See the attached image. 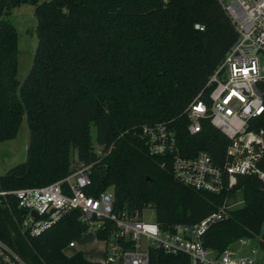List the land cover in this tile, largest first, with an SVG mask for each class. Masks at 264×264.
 I'll list each match as a JSON object with an SVG mask.
<instances>
[{
	"label": "trees",
	"instance_id": "1",
	"mask_svg": "<svg viewBox=\"0 0 264 264\" xmlns=\"http://www.w3.org/2000/svg\"><path fill=\"white\" fill-rule=\"evenodd\" d=\"M23 4L34 7L38 44L21 83L10 16ZM237 37L218 0H0V143L17 136L25 116L30 132L27 160L0 175V190L43 187L83 164L91 167L88 196L110 191L117 212L139 217L152 208L163 229L199 222L241 191L243 206L213 224L204 245L221 253L243 238L264 242L257 176H239L234 190L219 195L185 186L174 178L172 157L152 155L143 132L163 124L182 156L207 151L224 163L227 137L209 120L192 135L187 109L200 94L208 100L209 78ZM255 129L264 130V115ZM23 216L16 205L0 206V239L27 264H102L66 253L90 229L79 210L35 237L21 229ZM150 264L189 258L153 250Z\"/></svg>",
	"mask_w": 264,
	"mask_h": 264
},
{
	"label": "built area",
	"instance_id": "2",
	"mask_svg": "<svg viewBox=\"0 0 264 264\" xmlns=\"http://www.w3.org/2000/svg\"><path fill=\"white\" fill-rule=\"evenodd\" d=\"M218 1L238 37L209 78L208 100L200 94L187 113L192 135L200 133L202 122L209 120L227 137L224 163L215 162L207 151L192 158L182 156L175 134L163 124L145 126L143 130L152 155L172 157L177 181L216 195L234 190L239 176H257L264 185V130L255 129L264 115V0ZM73 167L68 177L43 187L1 189L0 206L13 210L16 205L22 210L24 216L19 225L32 237L50 228L67 212L79 210L80 220L90 229L97 233L108 231L101 240L105 245L102 264H150L153 250L186 255L189 264H264L261 236L240 239L234 243H238L236 247L232 244L221 253L205 247L204 236L210 227L228 216L230 208L225 205L199 222L163 229L156 221L146 222L142 216L127 211L117 212L110 191L98 197L88 196L85 189L91 186V167ZM76 247V241L68 245L69 249ZM0 264L27 263L0 239Z\"/></svg>",
	"mask_w": 264,
	"mask_h": 264
},
{
	"label": "rangeland",
	"instance_id": "3",
	"mask_svg": "<svg viewBox=\"0 0 264 264\" xmlns=\"http://www.w3.org/2000/svg\"><path fill=\"white\" fill-rule=\"evenodd\" d=\"M10 20L18 32L19 65L17 78L22 83L33 67L38 44L34 7L23 4L15 8L11 13ZM29 140L30 132L25 116L17 136L14 139L0 143V175L27 160ZM243 199L241 191L235 192L227 198L225 206L230 209H238L243 206ZM142 219L146 222H155L156 211L152 208L145 209L142 213ZM76 242L78 245L77 250L83 252L88 258L99 263L105 262V245L98 238L97 231L88 230ZM237 244L233 246L236 247ZM73 252L74 249L70 250L69 254Z\"/></svg>",
	"mask_w": 264,
	"mask_h": 264
},
{
	"label": "crops",
	"instance_id": "4",
	"mask_svg": "<svg viewBox=\"0 0 264 264\" xmlns=\"http://www.w3.org/2000/svg\"><path fill=\"white\" fill-rule=\"evenodd\" d=\"M78 246V245H77ZM70 250H73V249H66V252H67V254H69V252H70ZM75 252H81V251H78L77 250V247L76 248H74V252L73 253H75ZM73 253H71V254H73ZM83 253V252H82ZM84 254V253H83ZM85 256V258L87 259V260H89V261H91V262H95V263H99V262H96L95 260H91L90 258H88L86 255H84Z\"/></svg>",
	"mask_w": 264,
	"mask_h": 264
},
{
	"label": "water",
	"instance_id": "5",
	"mask_svg": "<svg viewBox=\"0 0 264 264\" xmlns=\"http://www.w3.org/2000/svg\"><path fill=\"white\" fill-rule=\"evenodd\" d=\"M35 216H38L36 213H34Z\"/></svg>",
	"mask_w": 264,
	"mask_h": 264
}]
</instances>
